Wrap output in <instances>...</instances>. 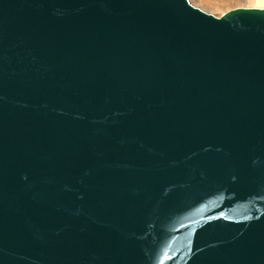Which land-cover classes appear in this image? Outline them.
<instances>
[{
    "label": "water",
    "instance_id": "95a60500",
    "mask_svg": "<svg viewBox=\"0 0 264 264\" xmlns=\"http://www.w3.org/2000/svg\"><path fill=\"white\" fill-rule=\"evenodd\" d=\"M0 264H264V7L0 0Z\"/></svg>",
    "mask_w": 264,
    "mask_h": 264
},
{
    "label": "rangeland",
    "instance_id": "374dc122",
    "mask_svg": "<svg viewBox=\"0 0 264 264\" xmlns=\"http://www.w3.org/2000/svg\"><path fill=\"white\" fill-rule=\"evenodd\" d=\"M200 9L219 15L221 12L235 6H255V0H188Z\"/></svg>",
    "mask_w": 264,
    "mask_h": 264
},
{
    "label": "bare ground",
    "instance_id": "6f19581e",
    "mask_svg": "<svg viewBox=\"0 0 264 264\" xmlns=\"http://www.w3.org/2000/svg\"><path fill=\"white\" fill-rule=\"evenodd\" d=\"M255 6L264 7V0H255Z\"/></svg>",
    "mask_w": 264,
    "mask_h": 264
}]
</instances>
